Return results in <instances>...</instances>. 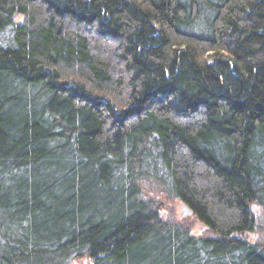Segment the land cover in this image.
<instances>
[{"label": "trees", "instance_id": "trees-1", "mask_svg": "<svg viewBox=\"0 0 264 264\" xmlns=\"http://www.w3.org/2000/svg\"><path fill=\"white\" fill-rule=\"evenodd\" d=\"M80 260L264 264V0H0V264Z\"/></svg>", "mask_w": 264, "mask_h": 264}, {"label": "rangeland", "instance_id": "rangeland-1", "mask_svg": "<svg viewBox=\"0 0 264 264\" xmlns=\"http://www.w3.org/2000/svg\"><path fill=\"white\" fill-rule=\"evenodd\" d=\"M22 17H18L17 21H21ZM144 197L149 198L152 202H156L163 209V213L168 218L176 223L183 224L186 226L192 234L199 235L203 232V226L198 223V221L191 215L187 217H182V203L166 197L162 191L158 189L157 186L150 183H145L142 191ZM73 264H89L87 260H80L74 262Z\"/></svg>", "mask_w": 264, "mask_h": 264}, {"label": "water", "instance_id": "water-1", "mask_svg": "<svg viewBox=\"0 0 264 264\" xmlns=\"http://www.w3.org/2000/svg\"><path fill=\"white\" fill-rule=\"evenodd\" d=\"M182 217H187L192 215V211L186 206H182Z\"/></svg>", "mask_w": 264, "mask_h": 264}]
</instances>
